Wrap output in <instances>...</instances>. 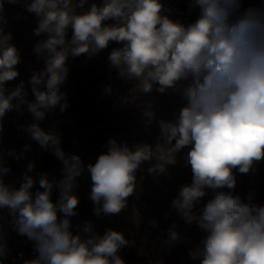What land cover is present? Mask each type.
<instances>
[{"label":"clouds","instance_id":"obj_1","mask_svg":"<svg viewBox=\"0 0 264 264\" xmlns=\"http://www.w3.org/2000/svg\"><path fill=\"white\" fill-rule=\"evenodd\" d=\"M5 2L15 5L20 0H0V143L6 114L15 110L22 115L26 109L33 122L19 128L62 164L59 178H50L48 172L34 176L32 160L15 187L5 180L12 171L6 157L19 161L24 152L0 149V209L9 211L13 229L33 242L37 254L23 264H126L119 252L135 246V239L111 228L101 235L91 221L80 232L71 231V217L78 214V178L85 171L90 174L89 198L97 217L119 214L137 191V172L147 163L149 174H167L186 147L191 181L178 185L164 214L167 219L174 212L177 219L166 237L162 233L153 244L171 251L187 242L186 233L195 225L206 235L188 250L193 261L264 264V205L256 203L255 191L246 197L235 191V173L254 174L264 162V0L248 7L242 0H188L187 15L196 13L194 20L165 14L170 9L162 0H103L99 5H88V0H24L27 12L39 17L34 35L46 37L34 47L45 67L28 81L32 100L24 81L7 87L19 75L15 66L21 57L12 33L4 30ZM107 20L114 23L105 25ZM112 42L122 46L108 56L106 70L115 74L109 75L102 94L116 97L114 107L143 106L145 130L155 124L158 134L153 143L132 145L110 138L107 151L85 167L79 155L64 150L59 128L46 130L41 122L46 114L57 109L64 113L69 107L68 94L61 90L70 72L69 57L91 58ZM127 85L128 93L118 95ZM154 88L161 94L171 89L186 102L173 120H157L151 102L137 103L138 95ZM54 189L59 193L55 201ZM148 223L153 229L159 226L155 218ZM150 235L145 233L142 242ZM6 254V245L0 243V257Z\"/></svg>","mask_w":264,"mask_h":264},{"label":"rangeland","instance_id":"obj_2","mask_svg":"<svg viewBox=\"0 0 264 264\" xmlns=\"http://www.w3.org/2000/svg\"><path fill=\"white\" fill-rule=\"evenodd\" d=\"M102 4L103 0H88L91 3ZM244 7L249 5H259L262 0H242ZM166 9H170L172 18L183 20H194L196 13L191 17L187 15L188 0H162ZM5 2V7L9 6ZM87 7V5H86ZM39 17L34 13L27 12L25 21L21 25L4 27L5 33H12V43L17 47L21 60L15 66L19 72L17 78L7 82L8 88H14L20 81H24L28 99H34L31 85L28 83L33 72L40 71L45 67L43 59L39 58L34 47L36 43L44 39V36L34 35V29L38 26ZM114 23L113 20L104 21L105 25ZM69 29L68 36H71ZM122 45L112 42L109 46L89 58L81 55L77 58L67 60L70 69L68 79L61 86V90L67 92L69 107L64 113L59 110L55 113L46 114V118L41 122V127L50 129L55 125L62 135V147L68 153H74L81 157L85 167L89 163H95L98 156L107 151L105 145L110 138H115L119 142H127L129 145L140 141L153 143L158 134V128L152 125L150 131H146L143 124V106L134 107L121 105L114 100L115 96H103L102 88L109 83V75L115 73L108 72L106 66L108 56L114 48ZM119 83V81H117ZM127 85L121 88L118 95L124 96L128 93ZM152 103V110L156 114L157 120H173L178 115L179 110L185 105L182 97L169 89L161 94L155 91L139 96L137 103ZM33 122L32 115L25 109L23 114L15 110L6 114L3 124V140L0 149H14L17 153L24 152V156L17 161L14 157H6L7 166L12 171L5 180L19 187L22 183V174L26 171L27 164L35 160L36 169L30 175L37 172H48L50 178H59L62 164L51 155L50 152L43 151L39 144L32 141L28 134L19 128V125H28ZM73 141H76L73 143ZM30 145V150L25 151L24 145ZM189 148L181 150L176 155V163L168 166L167 174L153 175L147 172V163L143 166V171L137 172V191L128 198V206L119 214L101 215L94 214L95 205L89 198L91 191L90 174L85 171L78 178L79 187L74 189L79 197L77 205V215L71 217L73 234L81 231L85 221H91L94 229L99 234L111 228L122 232L127 239H135V246H127L120 250L119 255L126 261V264H199L193 261L188 250L193 248L206 235V233L193 225L186 233L187 242L175 245L171 251H163L157 242L153 241L163 233L166 237L167 229L177 219L173 212L165 219L164 214L168 211L170 201L176 195L178 185L190 183L191 170L187 165V153ZM236 194L245 196L249 191H255L256 203L264 205V162L257 166V171L249 174L235 173ZM38 183L33 191L38 188ZM58 190L53 191L52 199H58ZM207 197H205V201ZM155 218L158 221L157 228H151L148 221ZM12 217L7 209H0V233L3 240L0 243L6 245V256L0 257L4 264H23L25 259L35 258L34 244L27 237L19 235L12 227ZM183 222L181 229L183 230ZM151 233L147 242H142L145 233ZM22 253V255H21Z\"/></svg>","mask_w":264,"mask_h":264},{"label":"crops","instance_id":"obj_3","mask_svg":"<svg viewBox=\"0 0 264 264\" xmlns=\"http://www.w3.org/2000/svg\"><path fill=\"white\" fill-rule=\"evenodd\" d=\"M24 0H20L19 3L5 7L4 15L6 17L7 23L6 26H17L21 25L26 18L27 10L23 6Z\"/></svg>","mask_w":264,"mask_h":264}]
</instances>
